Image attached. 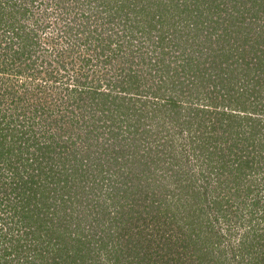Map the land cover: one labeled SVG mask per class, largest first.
Returning a JSON list of instances; mask_svg holds the SVG:
<instances>
[{
	"label": "trees",
	"instance_id": "trees-1",
	"mask_svg": "<svg viewBox=\"0 0 264 264\" xmlns=\"http://www.w3.org/2000/svg\"><path fill=\"white\" fill-rule=\"evenodd\" d=\"M5 1L7 0H0V4L4 5ZM85 1L89 3L92 0ZM96 1L108 13V21H116L117 23L126 14L143 12L148 16L154 13L159 17L157 13L161 10L156 6L162 1L166 4L169 2L175 9L183 4L185 5L183 11H190V13L197 11L198 15H203L205 10L210 8V17L202 18L196 24L182 26L187 28H184L187 32L185 37L191 41V45L194 44L195 48L204 47V45L205 48H210L209 52L205 51L206 58L210 60L205 62L203 57L195 60L193 55L196 51L194 48L189 52H185L188 48H176L180 51V56L178 54L168 56L170 52H165L166 48L163 45L165 34L158 32V38L153 43L156 48L162 50H159L161 56L157 62L161 64L160 69L164 71V74L167 75L170 71L171 77L175 76L177 79L174 81L167 75L170 86L160 85L159 88L162 90L170 88L173 90L172 94L176 93L177 96L168 95L166 98L165 93L162 92L159 96L160 100L157 99L159 104L156 103L153 110L148 107L149 103H152L149 102V99L142 98V92L137 88L143 79V75H145L144 72L150 71L143 70L141 67L133 71L130 69L132 74L127 79L131 85L129 87L136 89L139 96L136 99L138 100H129V103L117 104L115 99L125 100L120 93L124 89L121 88V81H113V85L110 86H103L99 83L90 89L84 87L69 89L68 96H62L60 99L61 104L68 102L71 111L75 112V109L78 108L80 114L84 115L74 118L67 115L69 123L64 121V124L68 128L63 126L51 135L49 131H45L39 140L36 139L33 132L34 121L36 120L31 115L30 118L24 116L20 118L19 114L14 120L9 118L15 117L13 115H3L0 121V264H241L244 261L250 263L254 260L250 258L252 250L261 247L262 244L256 243L255 240L247 243L246 238L235 243L234 246H231V243L224 245L219 240H216V244H214L215 241L211 240V237L216 235L215 231L208 227H200V230L198 228V224L201 225L204 222L203 217H201L202 214L205 216L208 214L204 207L199 209L198 214L193 213L196 221L189 226L191 232L187 240L182 239V237L180 239L179 236L174 238H167V236H152L151 238L147 236L146 238L142 229V222L144 224L146 219L155 214L157 215L156 220L165 218L162 207L167 206L169 208L172 204V202H168L167 198L171 193H174L175 189L174 187L169 188V185L176 181L169 179L168 181L171 183L166 182L168 186L164 184L156 186V184L151 183L150 175H147L150 171L140 170V167H146V170L154 167L153 161L155 164L156 156L148 148L153 155L146 162L141 157L135 159L129 156L128 159L132 162L131 170L132 167H135L132 171V178L135 180H131L130 188L122 190L121 182L116 180L122 163L119 159L122 153L117 141L122 135L124 144L135 143L134 151H132L134 154L138 148L144 152L140 148L141 144L147 148L148 139L152 137L153 143H155L153 148L159 153H163L164 148H161L163 143H167L169 146L168 142L172 139L164 141V135H161L159 139L160 123L164 124L165 120H169L168 131L171 133L176 131L181 135L185 133V123L188 125L189 119L181 121V116L184 118L187 113L189 117L188 112L190 111L195 118H199V114L205 113L202 111L205 109L204 105L198 104L201 101L202 92L204 97L208 98V104L215 109L219 106L220 117L223 119H219L220 125L227 121V119L224 120L227 115L229 116L228 120L234 116L236 120L235 129L230 121L224 125L223 129L229 140H233L238 135L241 138L239 142L246 145L245 148L248 144L252 148H259V152L250 156L251 162L247 161L248 175H246L249 176L257 168L262 167L264 165V154L261 152L264 149V137H262L264 135V0H187L188 3L186 0H157L156 3L147 0V7L138 6L137 8L135 5L140 0H123L125 5L133 8L129 11L132 13L122 12V6L112 0ZM192 3L196 5L193 10L191 9ZM203 3L204 5H202ZM132 4L134 7L131 6ZM80 5L79 3L78 8ZM149 7L152 12H150ZM123 9L126 10L124 6ZM153 15L149 20L140 15V20L146 23L143 24L147 27L146 33H152L157 27V24L152 23ZM9 22L1 24L3 28L5 27L3 30L9 29L10 32L7 33H11V39L20 44L26 37L25 35L17 37V32L21 29L20 26L15 28L13 27L14 21L10 25ZM198 23L200 24L197 28ZM69 25H71L70 22L67 26ZM67 26L63 30H59L58 35L61 31L65 32L66 29L67 36L69 32H71V37L75 35L74 29ZM22 28L24 27L22 26ZM179 31L182 30H174L172 34L179 33ZM152 39L149 36V40ZM83 41H88V37ZM1 47L2 43L0 42V63L3 62L4 58L6 61L9 59L7 52H4ZM41 51L43 52V50ZM15 53L19 54L20 52L15 51ZM97 55H101L99 51ZM157 57L158 54L156 59ZM142 61H144V57ZM13 63V60L9 64L6 63L1 68L0 74L8 72ZM43 64L44 61H41L40 70H36L35 74H29L28 78L37 79V84H33L36 93L43 92L50 96L48 89L51 88L52 83L55 84V87L60 86L57 83L59 79L57 74L61 70L65 71L66 67L65 64H62L61 68L52 71L54 68L49 69L48 65L42 66ZM28 67L31 68V66ZM147 68L150 69L152 66H147ZM179 74L187 79V84L184 85L183 82L179 81L177 78L180 77ZM173 81L176 83L175 89L171 87ZM116 89L121 91L111 92V90ZM157 92L159 93V91ZM192 92L194 96H197L196 103L191 99ZM77 93L80 94L77 95ZM12 94L18 103H23V99L29 96L26 95L22 98L15 91ZM82 94L99 97L94 102L86 100L85 97V104L88 102L90 107L93 105L91 109H82L85 106L82 102L83 97L79 98ZM46 95L39 99V102L28 101L29 112L34 113L38 110L43 112L46 108L49 111L50 108L47 105L52 103ZM190 99L193 106L186 105ZM217 100L219 105H217ZM138 102H141L139 106ZM184 102H186L185 105ZM226 105L231 110L230 113L224 112L226 110L222 109ZM232 107H235L237 112L232 111ZM22 108L27 111L24 106ZM7 118L9 120H6ZM31 119L33 121H30ZM63 119L65 120L64 117ZM88 119H91V122H88V125L84 127L83 125ZM98 119L101 120L99 127L95 125V120ZM15 121L20 123L19 128L22 127V130L17 131V124L13 126ZM96 128L97 130H95ZM28 132L33 133L27 135ZM93 132H97L98 135L102 132L101 137L104 139L90 140L88 135L93 134ZM162 132L169 137L172 136L163 130ZM242 134L244 136H241ZM249 141L250 143H248ZM158 161L161 165L162 159H158ZM126 166L128 163L124 165V167ZM135 169L136 174H134ZM164 169L165 166L162 170ZM88 170L93 174L100 175V181H91L94 185L99 186L100 191L103 192L102 195L106 192V189H102V184L117 182L116 196L107 194V198L98 200L96 192L91 193L88 186ZM138 170L141 171V175L137 173ZM243 171L242 167V172L239 174L244 175L245 172ZM165 172L166 170L161 174ZM121 175L124 173L121 172ZM218 175L215 180L209 178L208 174L201 176L205 181L201 182L204 184L205 190L210 183H215L217 186L224 183ZM246 175H235L234 180L238 181V178L242 179L243 177L245 181ZM61 179L68 180L73 187L66 189V186L60 183L61 191L59 192L56 186L59 181L64 182ZM142 181L144 182L142 187L146 191L142 195H135L137 191L142 192L140 189L137 190ZM178 181L180 180L178 179ZM124 183L128 182L124 180ZM243 186L245 188L241 189L234 186V199H240L242 194L243 196L247 194L253 196L249 202L243 203L241 209V213L249 215L248 222H254L255 207L259 205L261 199L263 200V208L261 216L257 217V225L251 226L253 229L251 233L254 234L258 223H264V199L262 198L264 194L259 195L258 185L253 184V179L248 180V184L243 182ZM167 187L171 193L164 191L167 190ZM181 187L184 186L178 185L177 189H181ZM217 197L220 198L216 204L219 205V208L211 209V211H215V213L212 212L213 214L223 217L226 222L230 220L231 214L240 217L241 213L237 215L235 209H231V201L228 198L225 200L219 192ZM115 198H118L117 204L113 202L109 205L110 199ZM121 198L127 199L125 205L123 202L121 203ZM141 199H147L149 204L138 208L142 202L145 203L142 201L137 205L135 204ZM223 201L226 206H224ZM217 219L218 217H216ZM12 221L17 222L15 225L20 224L21 231L18 228V232L22 233L24 239L20 238L21 235H14L15 229L12 228ZM163 222L167 223V218ZM226 232L228 235L227 233H219L217 238L234 234L230 228ZM209 234L211 236H208ZM184 249H189L191 252L192 250L201 251L200 259L203 260L195 263L198 257H187ZM229 251L233 254H229ZM237 254L240 257L235 258ZM260 260L264 262V258H260Z\"/></svg>",
	"mask_w": 264,
	"mask_h": 264
},
{
	"label": "rangeland",
	"instance_id": "rangeland-1",
	"mask_svg": "<svg viewBox=\"0 0 264 264\" xmlns=\"http://www.w3.org/2000/svg\"><path fill=\"white\" fill-rule=\"evenodd\" d=\"M112 1H115L118 5L122 6V12L132 13L129 11L133 8H129L127 5H125L123 0ZM151 1L156 3L157 0ZM186 2L188 3L189 1L186 0ZM79 3L81 4L80 8H78ZM202 5H204V3ZM123 6L126 10L123 9ZM131 6L134 7V4ZM138 6L147 7V0H140V2L136 3L135 5L136 8ZM172 6L173 5L169 4V2L166 4L164 1L160 2L156 6V8L158 7L161 10L157 13L159 14V17H157L154 13V15L152 14L154 16L152 23L157 24V27L152 33H146L147 27L143 25L146 23H143L140 20V15L145 16L147 20H149V18L152 16L151 14L148 16H146L143 12L138 14H126L121 17V21L119 23L116 21L109 22L107 19L108 13L105 9H103L102 6L98 5L96 0H92L89 3H87L85 0H7L5 1L4 5L0 4L1 48H3L4 52H7L9 57L8 61H6L5 58L2 60L3 62L0 63V70L6 65V63L9 64L11 60L14 62L13 66L8 72L1 73L3 75L0 74V121L3 115H13L15 117H9L13 120L19 114L20 118L23 116L29 117L31 115L37 121H34L35 124L33 126V132L36 136V139L38 138L39 140L41 138V134L45 131H49L51 135L63 126L68 128L67 125L64 124V121H66L67 124L69 123L67 115H69L71 118L84 115L80 114L81 112L80 109L78 110V108L75 109V112L71 111L70 107H68V102L61 104L60 99L62 96H68L69 89L76 87L90 89L94 88L93 85H97L99 83H101L103 86H110L113 85V81H121V88H124L122 91L119 89L114 91L111 90V92L121 91V97L125 99L121 101L115 99L117 104L129 103V100L132 101L136 98H139L136 89L134 87H129L131 85L127 79H129L128 76L132 74V72L130 73V69L133 71L137 68L140 69L141 67L143 70L150 71L144 72L146 78H144L145 75H143V79H141V82L139 83L140 85L137 88L142 92L141 97L149 99V102L152 103H149L148 105L151 110H153V108L156 106V103L159 104L158 100H160L159 96L162 92L165 93L166 98L168 95L177 96L176 93L172 94L173 90H170V88L165 90L159 88L160 85L168 87L170 86L169 77L167 75L171 77V73L169 71L166 75L163 73L164 71L160 69L162 66L159 64V62H157V60L159 61L161 56L159 51L161 49L156 48L155 44L153 45V43L156 41L155 39L158 38V32L165 34V38L163 37V45L166 48L164 51L170 52L168 56L176 54L180 56V51L176 48H188L185 52H189V50L192 51V48H194L196 51L193 55L195 60L203 57L202 59H204L205 62H209L210 59L206 58L207 54L205 51L209 52L210 48H205V45L204 47L195 48L194 44L191 45V41L187 40L185 37L187 32L184 28L186 27L182 26H185L186 24H196L198 20H201L205 17H210L211 10L210 8L206 9L203 15H198L197 11L192 13H190V11H183V8H185V5L183 4L176 9L172 8ZM150 7L149 10L152 12ZM195 7L196 5L192 3L191 9L193 10ZM83 16L87 17L84 18ZM13 21L15 23V25L13 24V27L17 28L20 26L21 28L17 32V37L24 35L26 37L25 40L20 44H17L16 40H12L11 33H7L10 32L9 29L3 30L5 27L3 28V25H1L6 24L7 22H9L10 25ZM69 22L71 23L69 26L74 29L75 35L71 37V32H69L67 36V29L65 32L61 31L60 35H58L59 30H63ZM199 24L200 23L197 24V28L199 27ZM22 26L24 28H22ZM174 30L182 31L172 34V31ZM149 36L153 38L151 41L149 40ZM67 37L73 40H70ZM87 37L88 41L84 42L83 40H85ZM14 38H16L15 35ZM41 50H43V52ZM15 51H19L20 53L16 54ZM98 51L101 54L100 56L97 55ZM157 54L158 57L156 59ZM143 57L144 61H142ZM41 61H44L42 66L48 65L47 67H49V69L54 68L52 71L56 70V68H61L62 64H65L66 67L65 71L61 70L57 74L59 75L57 83H59L60 86L55 87V84L52 83L51 88L48 89V94L50 96L44 94L43 92L36 93V88L33 84H37V79H33V77H31L32 79H30V77L28 78L29 74H35L36 70H40L39 65H41ZM167 63L168 61L166 64ZM28 66H31V68ZM147 66H152V68L148 69ZM26 67H28V69H26ZM184 75L185 74L183 73V76ZM183 76L180 75V77L177 78L185 85L188 82H186L187 79H184ZM171 78L174 81L177 80L175 76ZM174 81L171 83V87L173 89H175L174 86L176 84ZM13 91H15L16 94H20L19 96H22V98H24L26 95L31 96V98L28 96L27 98L23 99V103H18L14 99V95L12 94ZM157 91H159V93ZM79 94L80 93H77V95ZM45 95L51 99L52 104L47 105L50 110L48 111V108H46L43 112L40 110L37 112L34 111V113H31V111L29 112V102H39V99L45 97ZM82 97V102L85 105L82 109H91L93 107V105L90 107L88 102L85 104V97L86 100L88 99L92 102H94L96 98H99L91 95L86 96L85 94H82L79 98ZM196 97L197 96H194V94L191 96L192 101L195 103ZM200 98L201 101L198 104L201 106L204 105L206 110L202 109V111H205V113L199 114V118H195L194 115L190 113V111L188 112L189 117L187 116V113L185 114L184 118L181 116V121L189 119V126L185 123L184 129H186V132L182 135L178 132L176 133L175 130H173L175 131L173 133L168 131V128L170 127L169 120H165L164 124L160 123L159 132L161 133L158 134L159 139L161 135L165 136L164 141L172 139V141L168 142L169 146H167V143H163V146L161 147L164 148L163 153H159L153 148V144L155 143H153V138L151 137L148 139L149 142H147V148L144 144H141L143 147L140 146L144 152L138 148L133 154L132 151H134L133 149L135 143L128 142L124 144L125 141H122L123 137L121 135V138H118L117 142L122 153L120 154L121 156L119 159H121L123 164L121 163L122 168H119L120 173L116 176V180L121 182L122 190L130 188L132 185L131 180H135V178H132V171L135 167H132L131 170L132 162L131 160L129 161V156L135 159L141 157L142 160L146 162L154 154V156H156L155 164L158 162L157 165L155 166L153 161V168L146 170V167H140V170L150 171L152 174L149 172L147 175H150L149 180H151L152 184H156V186H162L161 184L168 186V183L166 182H170L168 181L169 179H174L177 183L174 182V184L169 185V188L174 187V193H171V191L168 190V187L167 190H164L165 192L171 193L167 199L168 202H172V204H170L169 208H167V206L162 207L165 218H167L168 222H163L165 218L156 220V214L153 217L146 219L144 222L145 225L142 222V229L146 238L147 236H150L151 238L152 236H167V238L179 236L180 239L182 237V239L187 240L188 235L191 232V228L189 226L196 221V217L193 215V213L198 214L199 209L204 207L208 214L206 216L205 214H202L201 217H203L202 219H204V222L201 225L198 224L199 230L200 227H208L209 229L212 228L216 233V235L211 237V240L215 241L214 244H216V240H219L221 241L220 243L224 245L231 243V246H234L235 243L240 242L243 240V238H246L245 241L247 243L255 240L256 243H260L262 246L258 248L256 247V251L252 250L250 258L254 260H252L250 263H246V261H244L241 264H264V262L260 260V258H264V231H262L264 230V223H258V227L255 229L256 232L254 234L251 233V231H253L251 226L257 225V217L261 216L260 214L263 208V200L261 199L259 205L255 207L256 210L253 217L254 222H248L249 215L247 213H241V209L243 208V203L249 202L253 196L249 194L243 196L242 194L240 199H234V186L239 187V189L245 188L243 186V182L248 184V180L252 179L253 184L258 185L257 188L260 191L259 195L264 194V180H261V178H264V165L257 168L255 172L247 176V161L251 162V160H249L250 156L259 152V148H252L249 144L245 148L246 145L239 142L241 138L238 135H236L233 140H229V138H227V133L223 132V129L224 125H226V123L229 121L233 123V127L235 129L236 120L234 116L228 120L229 116L227 115V118H224V120L227 119V121H223L224 123H221L222 125H220L219 119L222 118L220 117L221 110L218 108L219 106L215 109L210 104H208V98H205L202 92ZM191 99L189 102H187V104L184 102V105L186 104L193 106ZM218 103L219 101L217 100V105H219ZM137 104L139 106L141 102H138ZM22 106H24L27 111H25ZM222 109L226 110L224 112H231L227 105ZM232 111L237 112L235 107H232ZM62 116L65 118V120ZM9 118L6 120H9ZM161 120L163 121L162 118ZM30 121L33 120L31 119ZM95 121V125L99 127L101 120L98 119ZM88 122L90 123L91 119H88V121L83 126H87ZM14 125H16L17 131L22 130V127L19 128L21 125L18 123V121H15V123H13V126ZM88 129L90 130V127ZM95 130H97V128ZM162 130L172 134V136L169 137L166 135V133L162 132ZM29 134L30 132L27 133V135ZM101 135L102 132L99 135L97 132H93V134H89L88 137H90V140H103L104 138H102ZM241 136L244 135L242 134ZM262 137H264V135ZM248 143H250V141ZM232 145H234V147H232ZM148 148L153 152V154L149 152ZM261 152L264 154V149H262ZM158 159H162L161 165H159ZM127 163L128 166L124 167V165ZM164 166L165 169L162 170ZM242 167L244 169L243 172H245L244 175L247 174V177H245L246 180L244 181L243 177L242 179L238 178V181L234 180L235 175L244 176L239 174L242 172ZM237 168H239L240 171L237 170ZM136 169L134 174H136ZM165 170L166 172L161 174V172H164ZM217 171L219 175L216 173ZM121 172L124 173V175H121ZM199 172H201V174H199ZM137 173L141 175V171L138 170ZM88 174V186L91 193L93 191L96 192V195H98V200L107 198V194H111L110 196H116L117 182L114 184L111 182L102 184V189H106V192L102 195L103 192L100 191L99 186H96L92 183V181H100V175L93 174L90 170H88ZM205 174H208V177L213 178V180H215L218 175L224 183L220 186H217L215 183H210L208 185L209 188L207 186V189L205 190L204 184H201V182H205L201 177ZM178 179L180 181H178ZM124 180H126L128 183H124ZM60 183L64 184L66 189L73 187V185L69 183L68 180H64L63 183L62 181H59V184L56 186L59 192L61 191ZM143 183L144 182L142 181L141 186L137 188V190L140 189L142 192L137 191L135 195L144 194L146 190H144L142 187ZM178 185L184 187L177 189ZM218 192L225 200L228 198L231 201V209H235L237 215L241 213L240 217L231 214L229 216L230 220L226 222L223 220V217L212 213H215V211H211V209L219 208V205H216L218 203L217 200L220 199L217 197ZM262 198L264 199V196H262ZM113 202H116L117 204L118 198L110 199L108 204L111 205ZM122 202L125 205L127 203V199L121 198V203ZM141 202L142 204L139 205L138 208H141L142 205L149 204L147 199H141L135 204L137 205ZM223 204L226 206L224 201ZM216 217H218L217 220ZM16 221H18V219H16ZM11 223L12 228L15 229L13 231L14 235H21L20 238L24 239L25 237L22 236V233L20 234V232H18V228L21 231L20 224L15 225L17 222L15 223L14 221ZM228 228H230L231 232H234L232 236H223L217 238L219 237V233H227L228 235V232H226ZM208 236H211V234ZM184 251L187 257H198L195 263L203 260L200 259L202 254L201 251L192 250L191 252L189 249H184ZM241 251L243 252L244 250ZM229 254H233V252L229 251ZM239 254H237L235 258H238L240 255H242Z\"/></svg>",
	"mask_w": 264,
	"mask_h": 264
}]
</instances>
